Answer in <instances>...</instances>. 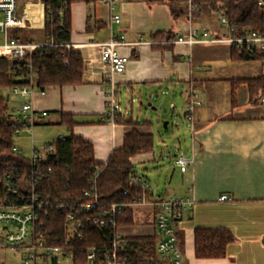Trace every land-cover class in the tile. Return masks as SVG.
<instances>
[{
  "label": "crops",
  "instance_id": "0c3cea01",
  "mask_svg": "<svg viewBox=\"0 0 264 264\" xmlns=\"http://www.w3.org/2000/svg\"><path fill=\"white\" fill-rule=\"evenodd\" d=\"M17 4L21 23L10 31L11 36L21 42L45 44L42 0H17ZM193 12L189 16L183 0H120L115 7L119 22L113 23L104 1L71 4L69 47L82 59V83L50 87L43 95H33L36 118L32 138L29 135V152L32 142L36 147L34 128L52 141L69 137L66 128L59 125L66 115L74 121L72 134L90 143L95 162L105 164L132 129L152 133L150 122L134 120V97L150 99L155 90L181 84L186 88L182 97L185 109L192 100L201 103L194 106L192 120H188L190 142L185 152L179 153L192 163L182 172L175 161L173 172L164 181V150L133 157L132 166L149 164L150 171H161L162 176L155 187L138 176L145 183V202L133 207L147 210H138L141 222L137 230L131 229L133 223L121 227L120 232L131 238L151 237L154 202L160 198L186 199L191 206L175 223L184 264H264V107L249 104L246 84H236L233 93L231 85L233 80L259 77L263 67L260 61L232 60L231 46L226 43L175 42L187 34L190 26L204 28L215 38L223 34L219 16L225 12H215L210 7L194 16ZM111 33L122 35L128 43L119 48L128 57L125 70L113 78L120 105L114 121L106 114L107 99L95 46L108 40ZM41 112L46 115L40 116ZM130 120L138 125L126 124ZM53 130H58L56 137L50 135ZM221 195H229L231 200L219 201ZM200 229H225L231 233L233 241L224 258L194 256V232ZM0 236L3 238L2 231ZM3 244L0 237V264H23L20 257L8 251L15 259L9 258Z\"/></svg>",
  "mask_w": 264,
  "mask_h": 264
},
{
  "label": "trees",
  "instance_id": "16d2710c",
  "mask_svg": "<svg viewBox=\"0 0 264 264\" xmlns=\"http://www.w3.org/2000/svg\"><path fill=\"white\" fill-rule=\"evenodd\" d=\"M104 0H42L45 24L44 42L51 41L54 46H42L34 51L30 68L26 61L0 58V91L10 93L13 87L32 85L35 89L50 87L78 86L82 83L83 62L79 54L70 47L71 17L70 6L73 3L94 4ZM195 11L210 7L215 12H225L229 24L238 29L262 30L264 18L256 6V0H193ZM15 36V35H13ZM16 38V36H15ZM231 59L234 61H261L263 54H251L245 50L231 47ZM21 70L16 72V65ZM262 74L254 79L231 81L232 93L236 84H246L249 104L256 105L264 90V65ZM8 96V95H7ZM6 97L0 96V181L6 174H12L22 182H30L35 171L34 166L22 154L15 153V130L18 127L6 119L8 105ZM234 100V99H233ZM130 126L138 125L127 121ZM146 124V123H142ZM60 126L70 133L64 141L56 140L54 147L57 160L45 166L37 177L35 187L39 197L47 198L57 205L47 211L45 219L48 241L51 245L64 248L73 257V264H87L86 249L107 242L106 229L86 224L81 231V239L76 237L65 245V217L73 212L72 207L81 206L89 201L83 193L91 187L99 196V205L127 204L136 200L142 191L140 184L130 186L133 174L131 159L139 154L153 151L154 139L150 133H141L132 129L124 136L122 146L113 150L105 164L94 160L93 147L81 137L72 134L74 121L71 116L63 115ZM43 169V167H42ZM97 174L95 175L96 171ZM93 179L91 186L89 181ZM127 191L124 195L123 192ZM62 207H59V206ZM77 214V212H76ZM114 226H132L133 210L124 209L109 217ZM134 264L148 260L153 255L152 237L130 238ZM233 237L225 229H200L194 232V256L199 259H220L225 257L227 246Z\"/></svg>",
  "mask_w": 264,
  "mask_h": 264
},
{
  "label": "built area",
  "instance_id": "2783aa9c",
  "mask_svg": "<svg viewBox=\"0 0 264 264\" xmlns=\"http://www.w3.org/2000/svg\"><path fill=\"white\" fill-rule=\"evenodd\" d=\"M120 0H104L106 7L111 13V22L118 23L119 15L115 14L116 4ZM256 6L264 18V0H256ZM189 16L195 10L192 0L187 3ZM21 17L18 16L17 0H0V58L9 60L26 61L29 69L34 51L42 46H54L47 40L43 45H36L30 42H21L11 36L10 31L19 27ZM219 24L223 34L215 38L204 28L189 27L187 34L177 39L178 43L188 45L205 43H226L231 47L245 50L251 54L264 55V27L262 30L238 29L229 24L226 13L219 16ZM124 37L111 33L108 40L96 43L99 53V62L102 69V84L104 86L107 103V116L111 121L118 117L120 105L115 97L114 75L124 72L128 57L119 52V48L126 46ZM69 47V45H67ZM264 65V59L260 61ZM16 72L21 70L16 65ZM20 100L18 121L11 120L18 127L15 135L22 131L27 132L31 138L35 126L36 112L33 108V95H43L45 89H35L32 85L13 87L10 90ZM198 100H192L187 108L186 119L191 121L194 106L200 105ZM258 105L264 107V90L258 100ZM41 112L40 116H45ZM58 140L64 141L65 137ZM32 142V140H31ZM54 142H47L42 147L30 146L29 162L34 166L32 180L21 182L18 177L6 174L0 181V228L3 241L8 251L20 257L23 264H58L61 257L67 254L63 247L51 245L47 239L45 219L47 211L57 205L50 203L47 198L39 197L35 182L45 166L56 162V150ZM15 153L21 151L13 147ZM176 163L182 172L192 163L184 156H177ZM43 167V169H42ZM50 171V167L47 168ZM99 170L96 171L95 175ZM94 180L89 184L92 186ZM138 183L142 187L141 195L127 204H110L108 207L99 205V196L93 187L85 191L83 196L89 201L81 206L72 207L73 212L65 217V245H68L76 237L81 239V231L86 224L93 225L100 229H106L107 242L102 245H94L86 249L87 264H134L131 255L135 249L130 244V238L120 232V227L114 226L109 217L124 209H132L135 205L145 202V183L136 175L130 177V186ZM124 195L127 191L123 192ZM229 195H221L219 201H229ZM154 217L152 221L153 255L150 259L140 264H184L183 255L179 246L175 223L180 220L184 210L191 206V202L180 198H160L154 202ZM59 207H62L61 205ZM77 212V214H76Z\"/></svg>",
  "mask_w": 264,
  "mask_h": 264
},
{
  "label": "rangeland",
  "instance_id": "374dc122",
  "mask_svg": "<svg viewBox=\"0 0 264 264\" xmlns=\"http://www.w3.org/2000/svg\"><path fill=\"white\" fill-rule=\"evenodd\" d=\"M187 3L189 0H183ZM217 19H218V15ZM1 40V39H0ZM175 88L171 89H161L155 90L154 97L149 99L144 96H135L133 104V118L134 120L138 119L141 122L148 121L152 124V135L154 139V152L159 154L161 150H164V165L166 167L167 175L163 177V180H166V177L173 172L175 167V161L180 152H185L186 144L190 142L191 138V128L190 122L186 119L187 109L184 106L183 98L186 92V88L181 84L174 86ZM165 91V92H164ZM157 92V93H156ZM161 92H164L162 94ZM156 94V97H155ZM9 95V100L7 101L8 110L6 114L7 120H16L18 121L17 110L20 108V100H18L12 93H7L0 91V96L6 97ZM123 109L126 108L125 96L122 97ZM151 104V106H149ZM156 109L153 110L152 108ZM15 115H17L15 119ZM51 132V131H50ZM53 134V135H52ZM58 130H53L50 133L51 136L56 137ZM34 140L37 148L42 147L45 143L51 142V138H43V134L39 135L37 128H34ZM41 140V141H39ZM44 143H39L43 142ZM47 141V142H45ZM14 144L17 148H20L22 156L29 159V134L27 132H20L14 137ZM180 145V147H179ZM134 175L142 177L144 181L149 182L150 185L153 184V187L157 186L158 179L161 178L162 173H156V171H150L149 164L133 163ZM163 164V162L161 163ZM169 173V174H168ZM163 181V182H164ZM164 186V185H163ZM138 210H147L146 207H133L134 213V225L131 228L135 230L140 224V215L137 214ZM1 229V228H0ZM137 230V229H136ZM1 232V230H0ZM133 232V231H132ZM1 239L2 236H0ZM7 255L9 258H13L12 255L6 249ZM15 259V258H13ZM17 259V258H16ZM19 263V262H18ZM21 264V263H20ZM58 264H73V257L70 254L60 258Z\"/></svg>",
  "mask_w": 264,
  "mask_h": 264
},
{
  "label": "water",
  "instance_id": "95a60500",
  "mask_svg": "<svg viewBox=\"0 0 264 264\" xmlns=\"http://www.w3.org/2000/svg\"><path fill=\"white\" fill-rule=\"evenodd\" d=\"M7 99H8V96H7Z\"/></svg>",
  "mask_w": 264,
  "mask_h": 264
}]
</instances>
